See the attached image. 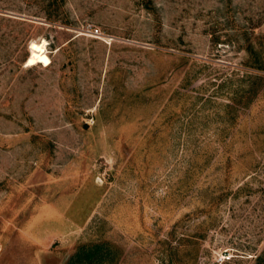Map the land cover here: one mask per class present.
I'll return each mask as SVG.
<instances>
[{
    "label": "rangeland",
    "instance_id": "1",
    "mask_svg": "<svg viewBox=\"0 0 264 264\" xmlns=\"http://www.w3.org/2000/svg\"><path fill=\"white\" fill-rule=\"evenodd\" d=\"M96 244L264 264V0H0V264Z\"/></svg>",
    "mask_w": 264,
    "mask_h": 264
},
{
    "label": "trees",
    "instance_id": "2",
    "mask_svg": "<svg viewBox=\"0 0 264 264\" xmlns=\"http://www.w3.org/2000/svg\"><path fill=\"white\" fill-rule=\"evenodd\" d=\"M91 247L92 248H80L78 254L75 256L78 263L102 264L111 256L112 252L105 244H96Z\"/></svg>",
    "mask_w": 264,
    "mask_h": 264
},
{
    "label": "bare ground",
    "instance_id": "3",
    "mask_svg": "<svg viewBox=\"0 0 264 264\" xmlns=\"http://www.w3.org/2000/svg\"><path fill=\"white\" fill-rule=\"evenodd\" d=\"M47 41L33 42L31 44L30 50L31 54L27 60V66L33 67L36 65H42L44 67L51 65V59L47 52Z\"/></svg>",
    "mask_w": 264,
    "mask_h": 264
}]
</instances>
